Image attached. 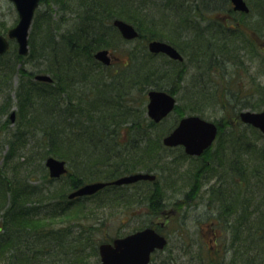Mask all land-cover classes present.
Masks as SVG:
<instances>
[{
    "label": "rangeland",
    "instance_id": "374dc122",
    "mask_svg": "<svg viewBox=\"0 0 264 264\" xmlns=\"http://www.w3.org/2000/svg\"><path fill=\"white\" fill-rule=\"evenodd\" d=\"M164 1L135 0L133 4L128 0L126 13L132 16V24L138 27L140 34L143 36L131 41L123 38V40L115 39L112 42L113 45L108 47L111 56H113V64L109 68L103 65L100 70L98 69L99 66L95 65L96 68L90 70L92 73H96L94 75L97 77L93 76L92 79H89L90 76L87 78L89 80L108 79L111 72L118 74L126 71L120 68L123 67L122 64L126 62L127 58L129 59L131 50H135V53H138L139 56L143 55L141 53L144 43L143 38L156 35L164 39L171 38L172 42L182 49L183 52H181L185 56L184 61L176 67H174L176 63L167 62L165 56L160 55L153 58L156 71H153L151 78L154 79V82L156 80L158 84H163L164 87L169 88L172 94L175 95L176 108L174 111L161 123L149 129L144 121L140 120L142 112L143 117L147 116L146 101L144 104L141 101L140 104L137 95V104H128V106L132 109L130 111L131 120L135 119L141 124L139 129L135 131H139L138 135L143 134L145 141L131 144L135 136H126L127 130H125V127L130 125L128 121L117 129L119 137L124 139L123 141L126 144L118 146L108 153L111 156L114 155L109 163L112 165H116L117 159H123L122 161L125 163L122 164H127L124 168L128 166L131 169L135 167V169L144 170L145 166H151L149 168L153 171L148 172H154L157 176L156 180L153 182L144 181L135 185H113L104 188L94 197L76 198L70 203L65 213L52 219V222L58 225L60 222H67L70 218L76 220L79 218L85 224L94 223L98 226L100 239L103 237L106 239L108 236H114L117 233L124 235L152 219L153 215L151 213L154 212V204L151 202V197L153 192L157 191L159 194L158 199L160 196V199L163 198L164 206L158 204L156 206L163 207L166 212L172 210L173 216L169 220L168 226L163 228V231L168 235V244L163 250L153 254V259L149 264H264V241H262L264 239H261L263 237H257L259 227L264 226V220L260 219L258 215V211L264 210V181L258 182L254 178L256 177L254 171H252L255 161L259 160L255 157L257 150L249 152L248 149H245L246 144L254 143L258 151H264V136L253 134L249 125L237 119L235 122L233 120L225 121L227 126L223 127L224 132L219 134L217 142L203 154V158H189L180 146L169 148L162 146V137L172 129L171 127L182 116L197 114L216 122V120L222 118L223 120L234 118L241 110L259 111L264 109L251 107V104H264V0H247L252 12L243 22L238 24L241 32L244 31L245 35L243 34V36L233 37L231 32L226 31L221 24L222 22L212 20L207 22L205 20L202 23L198 19L195 21L198 28H207L209 25L208 27L213 29L212 32H208V35H206V37L211 35L212 42H217V44L222 41L225 42L222 45L224 46L223 49H220L221 45L214 46V53L213 56H210L209 65H207L205 58L200 57L197 60V56H193V52L188 49V44L191 41L199 40L198 38L186 44V42H181V39H174L175 30H172L169 24H167L168 27L164 28L159 26L161 17L166 16L169 20L173 18V13L165 9ZM89 2L78 5L75 0H65L64 6L59 8L57 3L43 0L38 6L37 10L39 12L36 10L38 12V18L34 25L36 32L33 40L31 39L35 43V48H38L42 41H46L50 34L54 35L55 39H59V36L63 34L69 37V30L81 28L80 21L86 16L89 9H94V6H96L95 3H92V5ZM118 2L119 0L114 1V4L111 2L110 4H108L109 2L104 3L108 9L116 4L115 7H112L115 14H112L110 20L118 14L116 7L124 9V3L119 5ZM207 3V14L210 12L209 10H216L209 13V17L218 20L223 17L224 20V11L220 10L223 2L220 0H207ZM132 4L134 7H132ZM200 5L205 6L206 4ZM43 13H52V28L48 27L47 32L42 31L43 28L41 29L42 22L39 15ZM80 15H82L81 20ZM106 16L109 17L108 13ZM17 21L18 14L14 3L11 0H0V33L6 34L8 29L15 25ZM253 31L258 32V38L257 33H255V38L253 37ZM181 33L178 30V34ZM186 34L190 33L187 32ZM245 37L250 43L245 42ZM198 42L202 45L201 40ZM251 42H254V45ZM39 52V50H36V53ZM45 58L33 60L27 57L18 62L17 68L22 67L28 72L39 70L40 73H46L45 70L48 69L47 66H50V64ZM79 72L80 68L77 66L73 73L75 77ZM134 72L136 71H126L125 74L123 73L124 76L120 78L128 75L126 78L130 79L131 74ZM82 75V73L79 74L74 86H70L65 90L62 89L64 99H67L68 96L72 97L73 90H80ZM27 76H21L18 72L14 76H9L10 78L0 76V127L2 128L0 167L8 170L7 172L11 176L15 172L19 175H26L30 172L32 174L30 177H35L30 180V184L44 188L41 195H35L32 198L39 197L40 203L34 201L33 204L43 205L41 203L52 200L47 193L56 194L53 201H57L58 195H62V193L66 194L67 198L68 192L71 191L67 186V181L72 175L66 174L52 181H48L47 178L44 179L45 174L48 178L49 175L45 166V159L42 161L39 156L48 148L44 139L47 138L49 126L52 122L45 119L38 121L36 118L37 120L27 124L29 108H19L18 104H15L16 94L14 88L18 86L22 80L21 78L26 79ZM30 77L34 80L33 75H29L27 80ZM169 89L165 90L169 91ZM135 91L137 92L138 89H135ZM8 97L12 99V104H8ZM29 105L32 108H39L40 106V104ZM49 106L51 107V105ZM60 106L64 108V106ZM12 111H15L14 122L9 119ZM96 111H101L103 114L111 112L103 107H98ZM61 117L63 116L61 115ZM232 124L237 132L229 134V125ZM64 135L63 133L60 136L64 137ZM17 136H23L25 139L23 137L18 139ZM236 138H238V141H236ZM236 143L239 146L238 153L233 151L234 146L237 145ZM134 144L140 147L145 145L146 148L135 147L132 149V146H135ZM11 146L15 147L14 151H11ZM148 149L149 152H147ZM96 151L98 153L103 152L101 150ZM98 153L92 154L96 156L90 158V163L98 160ZM229 158L232 161L238 159L240 162L236 174H233L231 178L236 181L241 179V199H230L227 194L231 195L230 192H235V190H231L227 192L224 203H217V200L214 201V199L210 201L209 186L213 180L216 182L222 181L221 186L226 190L227 183L230 182L232 188L233 183L227 173L228 170H226L228 167L226 163ZM101 159L106 160L105 158ZM204 165H209L205 176L203 175L205 172ZM67 166L70 173H76L68 163ZM110 167V165H104L102 168L107 169ZM92 172L94 173V171ZM78 176H82L84 183L100 180L94 174L85 175L81 173ZM262 176L264 178V172ZM192 184H195L197 188L196 199L193 204L185 201L188 199L187 196L191 195ZM233 199L238 202V206L236 204L235 208L228 202ZM244 203L249 206L246 211L245 206H243ZM226 206L231 210L225 209ZM235 209L242 217L229 216ZM246 213H248V218H246ZM33 220H28V222L32 224L38 222ZM41 222L45 223L43 220ZM214 235H217V238ZM83 259L89 264H98V250L94 252L93 248L86 249ZM0 264H5L4 259L0 261Z\"/></svg>",
    "mask_w": 264,
    "mask_h": 264
},
{
    "label": "trees",
    "instance_id": "16d2710c",
    "mask_svg": "<svg viewBox=\"0 0 264 264\" xmlns=\"http://www.w3.org/2000/svg\"><path fill=\"white\" fill-rule=\"evenodd\" d=\"M42 1L43 0H41L40 3ZM50 1L57 3L58 7L61 8V6H64L63 3L65 0ZM114 1L116 0H75V3L78 5H84L85 2L96 4L94 9L91 8L87 11L83 19L82 15H80L79 18L80 20L82 19L80 21L81 28L69 30V37L63 34L59 36V39H55L54 35L50 34L46 41H42L39 47L35 48V43H33L32 40L36 32L34 25L38 18L39 11L37 10L38 12H36L34 16L29 31L28 53L24 56L18 54L16 44L12 40L9 49L4 54L0 55L1 77H11L18 72L21 76L28 75V78L29 75L34 76L36 73H40L41 71L39 70L28 72L22 67L17 68L18 62L27 57L33 60L46 57L45 59L49 62L50 66H47L48 69L45 70V72L50 74L52 81H37L32 80L31 77L28 80L27 78H21L22 80L18 86L14 88L16 94L15 104H18L19 108H29L27 124L37 119L38 121H41L40 119H45L52 122L49 126L47 138L46 140L44 139L48 148L39 158L43 161L47 156L51 155L64 159L70 167L74 168L76 173H67L69 176L72 175L67 181V186L70 190L84 183L82 176H78V174L81 173L85 175L94 174L97 179L107 181L123 174L132 173L133 170H139L135 169V167L131 169L128 166L124 168L127 164H122L125 163L122 161L123 159H117L116 165L109 164L114 155L111 156L108 153H110L112 149L126 144L123 141L124 139L119 137L117 129L128 121L130 125L125 127V130H127L126 136H135L131 144L142 140L145 141V139H143V134L140 133L138 135L137 133L139 131H135L139 129L141 124L135 121V119L131 120L130 111H132V109L128 104H135L137 102V95L138 99H140V104L141 101L142 104H144L146 92L150 88L169 89L164 87L163 84H158L156 80L154 82V79L151 78L153 71H156L153 60L156 56L148 52L146 44L152 37L158 38V35L150 36V38H143L144 43L141 50L143 55L139 56L138 53H135V50H131L129 59L127 58L126 62L122 64L123 67L120 68L121 70L136 71L131 74L130 79L126 78L128 75L120 78L124 76L126 72L122 71L118 74L111 72V74H109L110 78L108 79L101 78L99 80H89L96 74L92 73L90 69H95V65L99 66V70L103 67V65L93 57V53L98 49L112 46V42H114L115 39L123 40L117 29L112 26L110 21H107L106 14H115L112 7H115L116 4L109 7L110 10L105 7V4L107 2H109L108 4H110V2L114 4ZM129 1L134 4L133 1L135 0ZM194 1H197L196 4H206V6H208L207 0H165L163 5L166 10H170L171 13H173V18L169 20L166 16L161 17L159 26L164 28L170 25V28L175 30L174 39H181V42H186V44L195 38L201 40L203 46L199 44V40H194L191 41V43H193L192 45L191 43L188 44V49L194 48V50H191L193 52H191L192 55L197 56V60L200 57L205 58L207 65H209L210 56L214 53V46L221 45L220 49H223L224 46L222 45H224L223 43L225 42L222 41L217 44V42H212L211 35L206 37L208 32L213 31L211 27H208L209 25L207 28L199 27V29L197 27L195 24L197 18L195 16L199 15L200 17V13L188 6H195ZM220 1L223 2V5H228V0H226V2L225 0ZM122 3H124V9L116 7L118 9L116 10L118 14H116L115 17L122 18L132 23V16L127 14L125 10L128 5V0H119L118 4L121 5ZM132 7H134V5ZM133 11L131 12L133 13ZM148 11L151 13L149 9ZM51 15L52 13H43L39 15L42 22V31L47 32L48 27L52 28L53 18ZM205 20L207 22L210 20L221 22V20L218 19L207 20L206 18H204L202 22ZM136 28L138 29V27ZM224 28L227 32H231L233 37H237V35L243 36L244 34V31L242 30L243 32H241L238 27L227 28V26H224ZM178 30L182 33L178 34ZM185 31L190 34H184ZM141 36L143 35L139 32L138 38ZM158 39L166 40L177 47V45L172 42L173 40L171 38L164 39L159 37ZM251 43L254 45V42ZM202 47H204V49H202ZM36 50L40 52L36 53ZM166 59L168 60L167 62L176 63L174 67L183 62L169 58ZM77 66L80 68L79 74H83L81 77L82 85L80 86V90H73L72 97L68 96L67 99H64L62 89L65 90L70 86H74L79 77V74H76V77L75 74H73ZM105 67L109 68L110 66ZM135 89H138V91L136 92ZM10 91H12V89H10ZM169 92H171L170 89ZM7 102L8 104H12V99L8 97ZM29 104H40V106L39 108H32ZM49 105H51V107ZM52 105L54 106L52 107ZM60 105L64 106V108ZM98 107H103L105 110L111 112L103 114L101 111H96ZM251 107L254 109L264 108V104H251ZM143 111L145 112V109ZM61 115L63 117H61ZM140 120H143L149 129L156 125L147 116L143 117V112L140 116ZM232 120L235 122L237 116L231 119L226 118L223 120L222 118L216 120L220 128L218 133L224 132L223 127L227 126L225 121L229 122ZM229 126V134L237 132L233 124ZM249 128L253 134L262 135L257 129L251 126H249ZM63 133L65 135L61 137L60 135ZM21 137L23 136H17L16 138L22 139ZM23 139L25 138L23 137ZM236 141H238V138H236ZM236 144L233 151L238 153L239 146L238 143ZM246 146L245 149H248L249 152L257 150L255 157L259 158V160L255 161V166L263 165L264 151H258L254 143L246 144ZM135 147L142 149L146 148L145 145L143 147L135 145L132 146V149ZM14 149L15 147L11 146V151H14ZM96 150H101L103 152L98 153ZM147 152H149V149ZM95 153L99 154L97 155L99 158L97 161L90 163V158L96 156L92 155ZM101 158H105L106 160L103 161ZM134 164L136 165L137 163ZM226 164L228 166L226 169L228 170L227 173L231 178L233 174H236L237 166H239L240 162L238 159L232 161L229 158ZM104 165H110L111 167L103 169L102 167H104ZM145 167L144 171H153V169L149 168L151 166L148 165ZM7 171L8 170L5 168L1 169L0 167V261L4 259L5 264H89L83 259L86 249L93 248L94 252H97V247L100 242L110 241L114 237L123 235L117 233L114 236H108L106 239L104 237L100 239L98 236V226L94 223L85 224V222L80 221L78 217L77 220L75 218H70L67 222H60V224L55 225L52 219L63 215L70 203L74 200L67 199L65 196L66 194L62 193V195H58L57 201H53L56 194L47 193L51 196V201L41 203L43 205L33 204L34 201L40 203L39 197L35 199L32 198H34L33 196L35 195H41L44 188L42 186L30 184V180L35 178L30 177L32 175L30 172L26 175H19L15 172L13 176H11ZM92 171H94V173ZM46 178L48 181L54 180L53 178H48L47 174L44 176L45 180ZM230 180L233 183L232 188L231 183L228 182L227 190H224L226 194L231 190H235V192H230L231 195L227 194V196H229L230 199L232 197L237 199V187L240 185L237 184L236 180L232 178ZM257 181L263 182V179L259 178ZM225 191L219 200L220 203L225 202ZM98 193L92 196H86L85 198L94 197ZM158 195L156 191L153 192L151 197V202L154 204L153 213H156L158 209L156 206V204H158ZM243 206H245V211L249 207L247 203H244ZM236 212L237 210L235 209V213ZM258 215L260 219L264 220V210L258 211ZM246 218H248V213H246ZM31 219L38 222L35 224L28 222V220ZM41 220L45 221V223H42ZM137 228H140V226L135 229ZM257 235L258 238L263 237L261 239H264V226L259 227Z\"/></svg>",
    "mask_w": 264,
    "mask_h": 264
},
{
    "label": "water",
    "instance_id": "95a60500",
    "mask_svg": "<svg viewBox=\"0 0 264 264\" xmlns=\"http://www.w3.org/2000/svg\"><path fill=\"white\" fill-rule=\"evenodd\" d=\"M11 1L15 5L18 21L8 29L6 35L0 33V54L8 50L9 40H14L18 54L26 55L28 53L29 28L40 0ZM231 2L236 10H249L244 0H231ZM113 25L118 29L121 36L127 40L138 36L137 29L123 19L115 18ZM147 47L150 52H163L173 59H183L179 51L166 41L152 39L148 42ZM94 57L106 65L111 62L107 49L97 50ZM35 79L47 82L52 80L48 74H37ZM147 95V114L155 122H159L167 116L175 106V97L165 90L151 89ZM239 117L242 122L250 124L264 133V110H242L239 112ZM14 118L15 113L12 111L10 114L11 122L14 121ZM217 130V125L212 121L199 115H185L179 119L174 129L163 137V143L166 146L182 145L187 154L200 155L211 145L216 137ZM45 166L50 177L56 178L67 172L66 162L53 156L46 158ZM155 177L156 175L153 173L135 172L120 176L112 181L88 182L75 188L69 193L68 197L92 195L109 184H128L139 180H153ZM166 242L163 235L151 227H146L125 236L117 237L112 242L100 243L98 246L99 264H148L151 252L163 248Z\"/></svg>",
    "mask_w": 264,
    "mask_h": 264
},
{
    "label": "flooded vegetation",
    "instance_id": "af4514ba",
    "mask_svg": "<svg viewBox=\"0 0 264 264\" xmlns=\"http://www.w3.org/2000/svg\"><path fill=\"white\" fill-rule=\"evenodd\" d=\"M195 2V6L194 5H188V6H190L191 8H193L196 12H199L200 13V17H199V15L198 16H195L198 20H199V22H202V20L204 19V18H206L207 20L208 19H211V17H209V13H212V12H214V11H216V10H209L210 12L207 14L206 13V9L208 8L206 5L205 6H201L200 4H196V2L197 1H194ZM245 2H246V4H247V6H248V11H242V10H236V9H234V6L232 5V3H231V1L230 0H228V5H223L221 8H220V10L223 12L224 11V20H223V17L221 18V24L223 25V26H227V28H234V27H238V24L239 23H241V22H243V20L245 19V18H247L248 17V15L252 12V9H251V6H250V4L247 2V0H245ZM225 8V9H224ZM197 9H198V11H197ZM204 14V15H203ZM111 17H112V14L111 15H109V17L107 16V21H110L111 22V24H112V26L114 27V28H116L114 25H113V20L115 19V17L113 16V19L112 20H110L111 19ZM105 23H108V22H105ZM202 23H204V22H202ZM228 25H230V26H228ZM117 29V28H116ZM117 31H118V29H117ZM119 32V31H118ZM255 33H257V38H258V32H256V31H253V37L255 38ZM119 34H120V32H119ZM245 35V34H244ZM123 38V37H122ZM123 39H125V38H123ZM138 39V38H137ZM129 41V40H128ZM246 41H248L249 42V40L247 39V37H245V42ZM250 43V42H249ZM193 43H191V45H192ZM174 46V45H173ZM180 53H181V55L183 56V60H181V61H179V60H176V61H179V62H182V61H184V53L182 54V49L180 48V47H176V46H174ZM101 49H107L108 50V55L110 56V58H111V64H109V65H104V66H111L112 64H113V56H111V52H110V49L109 48H101ZM99 50V49H98ZM190 50H194V48H191ZM97 51V50H96ZM95 51V52H96ZM182 51V52H181ZM94 52V53H95ZM94 53H93V57H94ZM152 55H154V56H160V55H162V56H165L166 58H169L165 53H151ZM95 58V57H94ZM96 59V58H95ZM169 59H172V58H169ZM172 60H175V59H172ZM98 61V60H97ZM98 62H100V61H98ZM37 74V73H36ZM35 74V75H36ZM151 89H157V88H150V89H148L147 90V92H146V97H145V101H146V115H147V103H148V95H147V93H148V91L149 90H151ZM161 90H165V89H161ZM167 91V90H166ZM169 92V91H168ZM169 93H171V92H169ZM172 94V93H171ZM174 95V94H173ZM174 97H175V95H174ZM176 98V97H175ZM145 101H144V103H145ZM174 109H175V107H174ZM14 113H15V111H14ZM172 113V112H171ZM170 113V114H171ZM11 114V113H10ZM169 114V115H170ZM168 115V116H169ZM9 119H10V115H9ZM11 121V120H10ZM14 121H15V118H14ZM13 121V122H14ZM1 135H2V128L0 127V138H1ZM217 142V139H215L213 142H212V146H214L215 145V143ZM163 146V145H162ZM169 148V147H168ZM205 154V153H204ZM196 158H200V157H196ZM201 158H203V155H201ZM204 167V169H205V172H204V176H205V174L207 173V171H208V167H209V165H204L203 166ZM252 171H254V175L256 176V177H254V175H253V173H252V175H253V177L254 178H256V180L257 179H259V178H262L263 179V181H264V178H263V176H262V173L264 172V164L263 165H257V166H253V170ZM240 176H241V173H240ZM141 182H144V181H137V182H134V183H130L129 185H135V184H139V183H141ZM149 182H152V181H149ZM237 182V184H241V179L240 180H238V181H236ZM261 182V181H260ZM223 184V182L221 181H215V180H213L211 183H210V186H209V194H210V201H212L213 199H214V201H216L217 200V203L219 202L220 203V198L222 197V195H223V193H224V189L222 188V185ZM240 188H241V186H239V187H237V193H238V195H237V199H241L240 198V196L242 195V193L240 192V191H238V190H240ZM196 186H195V184H192V187H191V191H190V196H187V200H185V201H187L188 203H191L192 202V204H193V201L196 199V197H195V195H196ZM225 194H226V191H225ZM161 197V196H160ZM160 197H159V199H158V205H163L164 204V201H163V198H161L160 199ZM233 198V197H232ZM230 204L235 208L236 207V204H237V206H238V202H237V200H232L231 202H230ZM164 206V205H163ZM232 206H231V208H232ZM225 209H228L229 211L231 210V209H229L227 206L225 207ZM237 210V209H236ZM171 212V213H170ZM165 211V209L162 207V208H160V207H158V209H157V211H156V213H151L152 215H150V216H152V219H150L146 224H144V225H141L140 226V228H137V229H133V230H131L130 232H128V233H126V234H124V235H121V236H125V235H127V234H129V233H132V232H135V231H138V230H142V229H144V228H146V227H151V228H153V229H155V230H157V232L159 233V234H161V235H164L165 237H166V239H167V244H168V235L163 231V228L164 227H166V226H168V224H169V220H171L172 219V213H173V211L171 210V211ZM169 214V215H168ZM234 215H236V216H239V217H242L241 216V214H239L238 212H236L235 213V210H233V212L232 213H230V217H234ZM154 217V218H153ZM164 219V220H163ZM138 227V226H137ZM121 236H117V237H121ZM117 237H114V238H112L111 240H110V242H112L113 241V239H115V238H117ZM214 237L215 238H217V235H214ZM157 252V251H156ZM153 259V256H152V258H151V260Z\"/></svg>",
    "mask_w": 264,
    "mask_h": 264
}]
</instances>
